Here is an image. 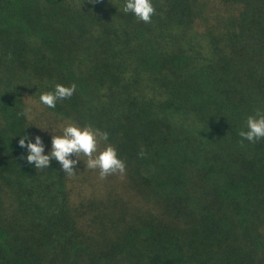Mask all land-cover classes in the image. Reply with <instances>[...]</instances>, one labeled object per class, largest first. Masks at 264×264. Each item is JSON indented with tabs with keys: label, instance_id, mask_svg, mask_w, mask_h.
I'll list each match as a JSON object with an SVG mask.
<instances>
[{
	"label": "trees",
	"instance_id": "obj_1",
	"mask_svg": "<svg viewBox=\"0 0 264 264\" xmlns=\"http://www.w3.org/2000/svg\"><path fill=\"white\" fill-rule=\"evenodd\" d=\"M240 1L227 33L200 39L187 29L181 51L157 41L163 12L144 23L123 12L126 0H0V237L11 258L84 264L133 252L129 236L146 217L129 193L153 194L163 209L160 238L137 243L151 246L149 264L224 260L235 213L246 233L254 217L264 230V139L238 135L248 116L264 114V0ZM192 4L158 6L190 25ZM56 84L76 90L49 108L39 97ZM28 107L30 119L19 115ZM66 121L109 134L99 148L113 145L126 165L109 175L115 183L103 185L83 155L71 177L55 159L44 169L27 162L21 136H40L47 155ZM175 168L206 213L194 216L190 198L162 189L176 182ZM261 236L254 243L263 247Z\"/></svg>",
	"mask_w": 264,
	"mask_h": 264
},
{
	"label": "rangeland",
	"instance_id": "obj_2",
	"mask_svg": "<svg viewBox=\"0 0 264 264\" xmlns=\"http://www.w3.org/2000/svg\"><path fill=\"white\" fill-rule=\"evenodd\" d=\"M152 1L153 6L156 10L155 13L158 15L162 14L163 12V16L165 17V24L161 26L162 32L156 30V37L158 43L161 44L163 47L169 46L172 49L179 48V50L181 51L188 50L183 31L190 29L194 31L195 34H189L187 36L198 35L196 38L200 39L201 35L203 36V34L207 33L208 31L213 32L217 36L224 35L228 32V28L230 27V21L238 18L245 6V3L240 0H193L192 5L194 8V13L191 17L194 20L191 22L190 25H188L181 23L178 19H173V17H166L164 12L165 8L163 7V9L158 6V4L162 5L165 0ZM178 1L181 2L184 0ZM187 36L186 38H188ZM196 56L197 59L206 57V55L198 56L197 54ZM210 154L211 153H209V156L206 157L207 159H203L199 163L203 165V163H205L207 160H210L212 158V155ZM174 170H176V168L173 169V171ZM178 172L174 171V174L178 175V177L176 178V182L169 181L168 186L170 187L167 186L166 188L162 189L164 191L171 190L174 194L177 192L179 193V195L183 194L184 196L182 197L190 198V210L194 213V216H200L206 213V210H204L203 205L200 203V201L198 202L197 199L188 196V193L184 192V190H186L184 186V176H186V174L181 175ZM211 176L213 182H217L218 180L216 179V176L218 178V176H220V173L218 172L217 174L215 171H211ZM98 178L100 177L98 176ZM101 182H103V185L113 184L115 183V179L114 177L111 178L110 176H108L103 179V181L101 180ZM105 187L109 188L111 186ZM162 189L159 188V191H162ZM129 196L132 206H139V208L141 209L140 214L145 213L146 217V225L143 227V230L140 231L139 234L134 235V233H132L129 236L130 242L134 244V246L130 244V247H134V251L131 252V250L129 249V252H123L122 255L116 257L115 259H101L97 263L94 261L92 262L84 260V264H149L148 259L151 246H147L146 248L141 247L140 249H138L137 243L139 242V239L144 242L147 241L149 237H153V235L158 236L156 232L159 233L164 226L160 223V217L162 215L163 209L158 203L157 199L154 198L153 194H150V196H138L136 194L129 193ZM195 204L197 207L195 206ZM244 217L245 215L243 214L235 213V215H233V218L237 220V224L239 225L238 229L235 231L234 237L232 238L234 240L231 241V239L226 243L227 245H224L225 248L227 247V251L225 250L224 260H222V258L219 262L213 264H264V246H260V241L254 243V237L261 239V235L264 236V230L258 228L259 226L257 227L258 221L256 220V217H254L253 219L248 220L251 221L250 226L253 232L248 230L249 233H246V228L249 225L243 229ZM158 237L160 238V236ZM161 242L164 243V245H169L171 246V248H173L172 245H170L164 240V236L161 237ZM5 248H8V246L5 245V238L0 237V264H38L31 263L26 259L17 260L14 257L11 258L10 254L6 252ZM157 248L160 247L157 246ZM198 259L199 260L193 259L190 264H211V261H209L208 256H200L198 257Z\"/></svg>",
	"mask_w": 264,
	"mask_h": 264
},
{
	"label": "clouds",
	"instance_id": "obj_3",
	"mask_svg": "<svg viewBox=\"0 0 264 264\" xmlns=\"http://www.w3.org/2000/svg\"><path fill=\"white\" fill-rule=\"evenodd\" d=\"M155 11L152 0H126L123 7L124 13H133L139 21L144 23H151ZM75 90V84L70 87L56 84L54 91L41 93L39 100L43 105L55 108L58 100L71 98ZM30 112L31 107H28L19 115L30 119ZM246 123L247 131L241 130L238 133L243 140L255 143L264 139V114L257 113L256 116H248ZM53 132L55 134L52 136L51 151L47 155L44 154L45 145L40 136L35 137V142L24 135L19 140V145L28 151L25 159L29 164H34L35 169L49 168L51 161L55 159L62 165L66 176L71 177L76 174L75 166L83 155L86 157V160H83L86 169L98 170L101 180L109 175L125 172V162L119 158L117 149L113 145L107 144L102 150L99 148L100 143L106 142L109 138L106 131L95 129L91 124L81 127L72 121H66L60 126L59 134H56L54 130ZM73 155L76 159H71ZM140 155H144L143 151Z\"/></svg>",
	"mask_w": 264,
	"mask_h": 264
}]
</instances>
